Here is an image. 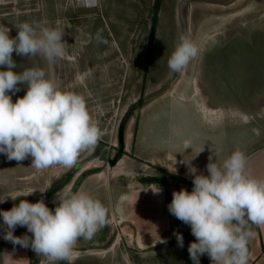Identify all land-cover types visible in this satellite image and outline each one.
<instances>
[{"label": "rangeland", "instance_id": "rangeland-1", "mask_svg": "<svg viewBox=\"0 0 264 264\" xmlns=\"http://www.w3.org/2000/svg\"><path fill=\"white\" fill-rule=\"evenodd\" d=\"M156 1L101 0L99 7H83L77 0H0V26L10 29V37L24 22L64 33L62 58L49 63L14 52L12 70L40 68L60 90L84 96L103 133L94 150L82 152L72 168L53 165L38 171L31 157L18 164L0 154V210H10L21 200H43L54 211L57 197L69 190L87 192L108 209L106 225L91 240L80 238L70 260L52 262L19 245L26 249V264H182L175 249L165 252L151 245L148 230L138 227L124 206L130 185L154 172L185 174L190 165L206 166L210 155L214 162L223 161L264 138V78L254 74L246 93H223L216 100L214 90L229 88L204 72L203 65L205 52L213 56L212 49L224 48L233 37L249 43L258 33L264 40V0H158L149 43ZM98 34L107 43L99 42ZM181 36L189 37L199 51L174 72L168 60ZM19 88L9 93L13 102L26 94L28 85ZM206 90L213 93L207 95ZM126 112L122 152L111 164L108 159L117 152L119 124ZM177 232L185 235L184 245L191 243L192 238ZM4 234L0 217V264L5 257L1 251L13 244ZM13 235L32 236L20 226Z\"/></svg>", "mask_w": 264, "mask_h": 264}, {"label": "clouds", "instance_id": "clouds-1", "mask_svg": "<svg viewBox=\"0 0 264 264\" xmlns=\"http://www.w3.org/2000/svg\"><path fill=\"white\" fill-rule=\"evenodd\" d=\"M77 3L99 7L101 0H77ZM15 27L17 35L10 37V29L0 26V66L7 69L0 70V154L18 164L31 157V166L38 171L53 165L72 168L80 154L94 150L103 135L85 97L60 90L40 68H27L21 73L12 70L16 67L14 52L31 59L43 57L49 63L62 58L64 33L28 22ZM97 40L107 43L99 34ZM198 51L189 37L181 36L168 60L169 69L180 72ZM22 84L28 85L27 92L13 102L9 93L19 91ZM214 161L210 155L206 165L208 175L189 166L193 189L174 191L168 210L189 225L196 238L188 247L193 264H200L204 255L212 264H248V244L256 235L249 225L264 226V179L251 174L247 157L240 150L219 164ZM160 191V188L153 190ZM57 199L54 211L43 200L36 203L21 200L10 210H0L4 239L31 247L37 256L52 262L70 260L80 238L91 240L106 225L108 209L83 191L69 190ZM17 226L26 227L32 236L13 235ZM174 234L178 246L183 248L182 234Z\"/></svg>", "mask_w": 264, "mask_h": 264}, {"label": "crops", "instance_id": "crops-1", "mask_svg": "<svg viewBox=\"0 0 264 264\" xmlns=\"http://www.w3.org/2000/svg\"><path fill=\"white\" fill-rule=\"evenodd\" d=\"M255 144L245 152L248 160V168L255 178L264 179V138L260 139L259 137ZM221 162L218 161L215 163L219 164ZM191 166L195 167L196 164ZM195 168L199 174L208 175L207 168L204 164L200 168ZM188 172L189 168L185 174H175L167 170L161 173L154 172L149 174V176H145L146 178L141 180L145 184L139 181L130 185L132 188L128 190V194L131 196H127V204L124 205L128 211L134 214L138 227H141L142 230H148L146 237L148 236L149 240H151V245L165 248V252L175 249L178 251V255H176L182 264H193L188 252L190 243L184 245L183 248L177 245V247L174 246L178 244L176 237H173L174 233L176 231L184 232L186 237L189 239L192 238L191 242H194L196 238L192 235L189 225L183 223L169 212L168 205L173 199L174 191H179L182 188L188 192L192 191L193 178L188 175ZM140 183L141 185H139ZM158 188L161 191L154 193L153 190H157ZM137 192L139 193L137 198H135ZM252 230L255 231L256 235L248 244L250 253L248 264H264V226H255ZM133 233L136 235L138 232ZM182 236L184 237L185 235ZM142 240L140 241L142 242ZM161 240L166 241V243H161ZM9 251L11 255L7 253ZM1 253L5 255L4 260L2 259L4 261L3 264H16L15 259L19 253H21V256H19L20 264L27 263V261H22V258L25 257L26 249L23 250L19 245L15 246L11 244L2 250ZM200 264H212V262L207 255H204L200 258Z\"/></svg>", "mask_w": 264, "mask_h": 264}, {"label": "bare ground", "instance_id": "bare-ground-1", "mask_svg": "<svg viewBox=\"0 0 264 264\" xmlns=\"http://www.w3.org/2000/svg\"><path fill=\"white\" fill-rule=\"evenodd\" d=\"M247 43L248 42H246L245 39L233 37L227 45H224V48L221 49L219 47L218 49H212V51H214L212 54L213 56L210 55V50L203 54V56L207 59V61L205 62L207 65L203 64L204 72H208L210 75H214L215 79L219 81L223 87L226 86V88H234L236 84L234 79L238 76L240 78H244L242 86L239 90H236V88L233 91L214 90L218 94V96L214 95L216 100H219L220 95L223 93L229 94V92H232L231 96L234 94L236 95L239 92L246 93L245 89L247 88L248 82L245 80V78L253 76L254 74L261 77V79L264 78L263 37L258 38V33H254L251 38V41L248 44ZM227 62H229L230 64L227 65ZM206 91L207 92L205 94L207 95L208 91H211L213 93V90ZM205 94H202V96L204 97ZM216 105H218V103L212 104L210 106L214 107Z\"/></svg>", "mask_w": 264, "mask_h": 264}, {"label": "water", "instance_id": "water-1", "mask_svg": "<svg viewBox=\"0 0 264 264\" xmlns=\"http://www.w3.org/2000/svg\"><path fill=\"white\" fill-rule=\"evenodd\" d=\"M206 61H207V59H206ZM229 64H230V63L227 62V65H229ZM222 67H223V66H222ZM248 69H249V68H248ZM250 77H251V76H250ZM250 77L245 78V80H246L247 82H249L248 79H249ZM220 78H222V77H220ZM234 80H235V82H236L234 89L236 88V90H239V89L241 88V86H242V82H243L244 78H240V77L238 76V77H236ZM221 82H222V81H221ZM232 88H233V87H230L229 90H232ZM126 115H127V112L122 116L121 121H120V124H119L117 152L114 154L113 157H111V158L108 159L109 163H111V164H113V163L119 158V156H120V154H121V152H122V151H121V150H122V145H123V142H122V130H123V125H124V121H125V117H126Z\"/></svg>", "mask_w": 264, "mask_h": 264}, {"label": "trees", "instance_id": "trees-1", "mask_svg": "<svg viewBox=\"0 0 264 264\" xmlns=\"http://www.w3.org/2000/svg\"><path fill=\"white\" fill-rule=\"evenodd\" d=\"M158 7V0L155 2V9H154V16H153V20H152V28L150 30V39H149V43L151 42L152 40V36H153V33L155 31V23H156V9ZM150 45V44H149ZM255 226L254 225H251L250 228L251 230L254 228Z\"/></svg>", "mask_w": 264, "mask_h": 264}]
</instances>
